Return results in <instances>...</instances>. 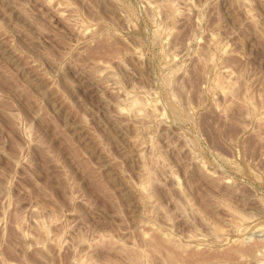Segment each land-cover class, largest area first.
<instances>
[{"label":"rangeland","instance_id":"1","mask_svg":"<svg viewBox=\"0 0 264 264\" xmlns=\"http://www.w3.org/2000/svg\"><path fill=\"white\" fill-rule=\"evenodd\" d=\"M0 264H264V0H0Z\"/></svg>","mask_w":264,"mask_h":264}]
</instances>
